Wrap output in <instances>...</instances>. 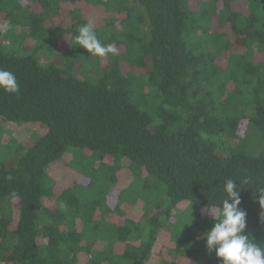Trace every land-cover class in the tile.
Masks as SVG:
<instances>
[{"label":"trees","instance_id":"16d2710c","mask_svg":"<svg viewBox=\"0 0 264 264\" xmlns=\"http://www.w3.org/2000/svg\"><path fill=\"white\" fill-rule=\"evenodd\" d=\"M74 1L0 0V69L19 84L0 118L47 127L1 146L0 123V264H222L205 236L228 179L264 245V0ZM93 11L120 47L105 66L75 40ZM67 155L88 179L60 190Z\"/></svg>","mask_w":264,"mask_h":264},{"label":"clouds","instance_id":"9594fccd","mask_svg":"<svg viewBox=\"0 0 264 264\" xmlns=\"http://www.w3.org/2000/svg\"><path fill=\"white\" fill-rule=\"evenodd\" d=\"M76 43L93 56L107 58L115 54L116 49L111 45H104L97 38L91 23L79 28ZM0 90L7 94L17 95L19 84L11 71L0 69ZM245 178L240 184H247ZM226 198L222 206L217 208L214 225L205 236L206 249L214 252L222 264H264V245L254 242L246 234V213L239 208L241 192L237 189L236 181L228 179L223 188ZM261 220L264 221V187L258 188Z\"/></svg>","mask_w":264,"mask_h":264},{"label":"rangeland","instance_id":"374dc122","mask_svg":"<svg viewBox=\"0 0 264 264\" xmlns=\"http://www.w3.org/2000/svg\"><path fill=\"white\" fill-rule=\"evenodd\" d=\"M79 3L75 2L74 0H71L70 4L67 5V10L69 9H74V8H79L77 6ZM88 15V20L92 24V26L97 29L100 27L105 26V22L108 20V18H112V16L107 15L106 13L100 11H93L90 13H87ZM126 16L123 13L119 19H117V22H119L121 19H124ZM147 18V17H146ZM144 23L146 24V19L144 20ZM117 27L120 29V25L116 23ZM20 31V29H19ZM27 45L29 44L34 45L33 42L30 40H27ZM70 48V44L67 43V45H64V48L67 49ZM115 47L116 50H119L120 47L118 46H113ZM121 50V49H120ZM44 53H41L40 55L43 57ZM107 62L106 58L101 59V64L102 66H105ZM124 74H134L136 76L141 75V71L138 68H131L127 66V64L124 65L123 68ZM2 119L0 118V123H3V136L1 140V146H6L11 138H15L19 143L24 145L25 147L29 144H34L35 140L41 136H43L47 132V127L42 125V124H35V123H26V124H14V123H9V124H4V121H1ZM246 124H242L240 128V135L241 137H244L246 133ZM30 145V146H32ZM29 147V146H27ZM2 159H0V162ZM72 162V157L71 155H67L63 161L58 162L54 165H52L49 168V174L51 177L54 179V181L57 183L58 187L61 189H69L71 188L75 183H78L79 185L85 184V180L88 179L87 177L83 176L81 172H78L77 170L73 169L70 166V163ZM130 171L125 167V169L122 171L121 175L118 176V181L114 185L112 189H115V195L123 190V189H128L132 183L133 178L129 176ZM77 184V185H78ZM182 210H184V207L180 206ZM201 207H194L191 211H189V215L193 214L197 210L201 211ZM205 210V209H203ZM143 210H138V215L137 211L133 212L131 215L134 217H140L141 212ZM216 209H213V213L216 214Z\"/></svg>","mask_w":264,"mask_h":264}]
</instances>
